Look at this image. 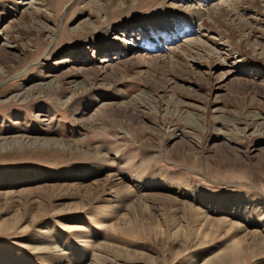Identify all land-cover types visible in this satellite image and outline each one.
<instances>
[{"label": "rangeland", "instance_id": "374dc122", "mask_svg": "<svg viewBox=\"0 0 264 264\" xmlns=\"http://www.w3.org/2000/svg\"><path fill=\"white\" fill-rule=\"evenodd\" d=\"M0 147V264H264V0H0Z\"/></svg>", "mask_w": 264, "mask_h": 264}, {"label": "bare ground", "instance_id": "6f19581e", "mask_svg": "<svg viewBox=\"0 0 264 264\" xmlns=\"http://www.w3.org/2000/svg\"><path fill=\"white\" fill-rule=\"evenodd\" d=\"M223 10V9H222ZM104 59V58H103ZM122 70V69H121ZM112 75H114V73H112ZM49 82V81H48ZM44 84V83H43ZM53 85V84H52ZM46 86V85H45ZM42 87V86H41ZM48 87L50 88V85H48ZM42 91V90H41ZM14 96H15V98L17 97H27L28 96V93H27V90L26 89H22L21 91H19V92H17V93H15L14 94ZM13 96V97H14ZM139 99V98H138ZM137 99V100H138ZM141 101V100H140ZM139 101V102H140ZM137 104H139L138 102H137ZM141 104V103H140ZM133 105H134V103H133ZM15 142H17L18 144H20V145H23L24 144V142L26 143V142H29V140H26V139H23V140H16ZM14 142V143H15ZM16 143V144H17ZM34 143H36V142H34ZM49 142H45V143H42L41 145L42 146H44V147H51V148H59L60 149V146L58 145V143L57 142H51L50 144H48ZM3 145V144H2ZM27 145V144H26ZM0 148H2V147H0ZM3 148H5V147H3ZM176 148V147H175ZM172 149V148H171ZM50 150V149H49ZM176 150V149H175ZM258 236V235H257Z\"/></svg>", "mask_w": 264, "mask_h": 264}]
</instances>
